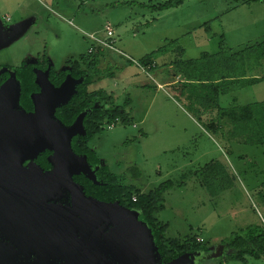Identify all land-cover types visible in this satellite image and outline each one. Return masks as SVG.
Returning <instances> with one entry per match:
<instances>
[{
  "label": "rangeland",
  "instance_id": "rangeland-1",
  "mask_svg": "<svg viewBox=\"0 0 264 264\" xmlns=\"http://www.w3.org/2000/svg\"><path fill=\"white\" fill-rule=\"evenodd\" d=\"M165 1L0 0V71L44 58L56 71L67 69L89 47L100 46L89 34L103 37L107 24L114 32V48L135 61L152 53L157 67L142 73L114 48H104L98 79L89 89L103 88L118 104L130 94V119L111 128L104 125L87 144L110 171L124 175L125 183L137 184L142 192L171 180L173 186L154 213L166 225L165 236L202 238L208 250L185 254L186 264H217L224 254L223 240L247 225L264 226V82L239 92L227 89L235 87L234 81L215 84L218 104L225 87L224 97L251 106L252 120L238 126L229 119L234 110L222 114L230 107L214 104L206 84L158 88L157 75L164 68V76H170L173 64L167 65L174 60L190 78L223 74L219 51L227 59V54L264 41V0H183L154 10L152 5ZM258 54L251 50L250 57L257 59ZM206 55L204 64L187 62ZM126 62L139 71L132 81L144 86L127 82L122 69L131 65ZM210 121L223 128L213 132ZM131 166L139 171L137 179L129 173ZM222 264H264V258L247 256L244 262Z\"/></svg>",
  "mask_w": 264,
  "mask_h": 264
},
{
  "label": "flooded vegetation",
  "instance_id": "flooded-vegetation-1",
  "mask_svg": "<svg viewBox=\"0 0 264 264\" xmlns=\"http://www.w3.org/2000/svg\"><path fill=\"white\" fill-rule=\"evenodd\" d=\"M53 155L0 150V264L187 263L186 252L170 260L159 254L138 211L87 193L74 178L80 173L68 176L72 195Z\"/></svg>",
  "mask_w": 264,
  "mask_h": 264
},
{
  "label": "trees",
  "instance_id": "trees-1",
  "mask_svg": "<svg viewBox=\"0 0 264 264\" xmlns=\"http://www.w3.org/2000/svg\"><path fill=\"white\" fill-rule=\"evenodd\" d=\"M182 2L183 0H168L152 6L155 11H163L180 5ZM90 48L92 49L89 52ZM104 48L106 47L98 46L96 49L89 47L86 55H80L77 60L70 62L71 65L69 68L61 71H56L45 58L42 59V61L22 62L21 65L10 72L9 70L0 71V84L5 81L6 78L13 76L18 90L14 109L20 110L23 113H33V97L40 93V87L35 81L37 71L47 70L48 80L55 87L59 86L67 75L74 78L75 86L73 94L65 103L55 108L52 118L57 120L59 124L66 129H70L78 118L81 120L84 133L82 135H75L72 138L71 148L76 155L85 156L88 165L96 177V182L89 180L83 173L75 175L74 178L83 185L87 193L101 199L118 200L124 206L137 210L142 224H145L151 230L159 254L163 255L166 259L170 260L176 258L184 252L190 257V255L194 253L207 251V245L203 243V239L197 240V236H192L190 238L186 237L182 240L166 237V225L158 221L155 217L154 213L162 207L161 202L163 200V194L173 186L171 180L160 183L148 192H142L137 184L125 183L124 175L110 171L108 165L98 158L95 151L88 146L87 142L97 135L104 125L107 126L110 123L128 122L130 119V111L127 109L129 106L128 99L118 104L114 101L112 94L108 93L103 88L94 90L89 89V86L98 79L99 65L104 57ZM160 49L161 48L158 50ZM177 49L180 52L182 51L181 48ZM255 49H257V52H260V54L257 55V59L250 57L251 50ZM219 52L216 55L221 59L223 67V74L219 73V76L213 74L215 75L214 77L210 76L204 79L202 76L200 78H190V73L186 74L185 70L180 69L179 60H174L169 63L173 64L174 73L180 74L182 79H184L183 85H192L202 82V84L204 83L209 86L215 97L214 104L217 103L218 107V94L217 91H215V84L217 85L220 82L223 83L226 81L227 86H229V81H234L236 85L238 84V87H243L264 80V74L258 77L252 74L253 70L264 63V41L244 49L239 53L227 54V59L220 57L219 54H221V52ZM237 55H246L247 58L237 59ZM207 56L209 55L201 56L196 60L192 59L187 62L192 64L203 61L204 64L205 57ZM233 56H235V58ZM233 59L237 62L230 61ZM138 62L143 66H149L147 71L156 67L154 59L152 58V53L141 57ZM210 64L212 65V62H210ZM175 66H177L176 69ZM213 68L215 70L216 67H211V70ZM206 74L207 72H205V75ZM223 89L221 93L225 92V87H223ZM187 96L191 99L190 95ZM261 105H263V103ZM231 109L234 110V114L231 113L229 115V119L232 123H238L239 126V121L249 123L252 120L251 118L254 112L249 104L234 105V107L232 106L225 109L222 114ZM237 110L238 113L235 114ZM253 120H258V117H254ZM207 125L209 127L208 129L213 132L223 128L218 122L210 121ZM261 143L264 144V141ZM129 173L134 179H137L139 176V171L135 166L129 168ZM222 242L224 243V254L218 259L217 264H222L230 260L244 262L247 256L255 259L264 258V226L247 225ZM225 249L228 250V252L226 251L225 253Z\"/></svg>",
  "mask_w": 264,
  "mask_h": 264
},
{
  "label": "water",
  "instance_id": "water-1",
  "mask_svg": "<svg viewBox=\"0 0 264 264\" xmlns=\"http://www.w3.org/2000/svg\"><path fill=\"white\" fill-rule=\"evenodd\" d=\"M35 81L40 87V93L33 97V113L14 109L18 90L13 76L0 85V150L7 147L20 157L35 154L44 148L52 149V160L61 167V175L66 178L62 185L67 186L74 195V189L77 188L69 182L70 174L83 173L94 178L85 156L76 155L71 148L72 138L82 135L84 129L79 118L70 129H66L52 115L55 108L73 94L75 79L67 75L55 87L48 80V71L39 70Z\"/></svg>",
  "mask_w": 264,
  "mask_h": 264
},
{
  "label": "crops",
  "instance_id": "crops-1",
  "mask_svg": "<svg viewBox=\"0 0 264 264\" xmlns=\"http://www.w3.org/2000/svg\"><path fill=\"white\" fill-rule=\"evenodd\" d=\"M127 64H129L131 66H127L124 69H122V72L124 73L127 82H132V84H130V85L134 84L137 87L144 86L142 84L143 82H140L138 80L132 81V78L136 77L138 75L139 71H137V69L132 64H130V63H127ZM263 66H264V63L261 66H259L257 69L253 70L252 74H255V76H257V77L260 76V75H263L264 74V71L262 70ZM132 67H134L135 71H132V70L129 69V68H132ZM169 67H171V64L167 65V68H169ZM142 73H145V72H142ZM164 74H166V71L164 70V68H161L159 74L157 75V77L159 78V82L157 84L158 88H163L164 86H168V85L169 86H174V85L184 81L180 74H175L174 72H170V74H171L170 76H164ZM263 82H264V80L256 82V83L252 84L251 86L252 87H255L257 85L259 86ZM251 86H248V87H251ZM241 88H244V86L243 87L242 86L238 87V84L237 85L235 84V87L229 86L228 90H233V91L239 92L241 90ZM224 95H225V93H221L220 96H219V104H220V106L224 103L225 106H223V107H227V106L232 107L233 105L238 103V102H236L237 100H235V98H233L232 96H228V98H226V97H224ZM126 99H128V103H129V106H130L131 101H132V99L130 98V94L126 95L124 100H126ZM129 111L131 112L130 108H129Z\"/></svg>",
  "mask_w": 264,
  "mask_h": 264
},
{
  "label": "built area",
  "instance_id": "built-area-1",
  "mask_svg": "<svg viewBox=\"0 0 264 264\" xmlns=\"http://www.w3.org/2000/svg\"><path fill=\"white\" fill-rule=\"evenodd\" d=\"M114 32L112 29V26L107 24L105 27V35L103 37H99V36H94L93 34H89L90 38H93L100 46L102 47H107V48H114L113 47V40H112V36H113ZM92 48L89 49V52L91 51ZM116 51L119 52V54L124 55L125 57H127L130 61H132L137 67H139L141 72H146L147 73V68L149 66H143L141 65L138 61H135L134 59L130 58L129 56H127L125 53H122L121 50L114 48ZM118 120V119H116ZM114 125V123H110L107 125L108 128H111ZM197 240H202V238L197 237Z\"/></svg>",
  "mask_w": 264,
  "mask_h": 264
}]
</instances>
